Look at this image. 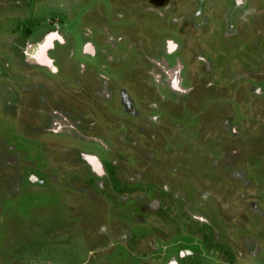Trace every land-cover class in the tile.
Returning <instances> with one entry per match:
<instances>
[{
    "label": "rangeland",
    "instance_id": "1",
    "mask_svg": "<svg viewBox=\"0 0 264 264\" xmlns=\"http://www.w3.org/2000/svg\"><path fill=\"white\" fill-rule=\"evenodd\" d=\"M0 264H264V0H0Z\"/></svg>",
    "mask_w": 264,
    "mask_h": 264
},
{
    "label": "bare ground",
    "instance_id": "2",
    "mask_svg": "<svg viewBox=\"0 0 264 264\" xmlns=\"http://www.w3.org/2000/svg\"><path fill=\"white\" fill-rule=\"evenodd\" d=\"M52 36H53L52 33L49 34L48 37L46 38V40L44 42H42L41 44H39L36 49L34 48L35 49L34 51L36 53L35 55H37L38 58L40 60H42L43 62L49 61L48 58H47V56H46V54H45L46 53L45 50H47V48L49 47V44L52 41ZM88 160H90V162L92 164H94L96 167L98 166L97 165L98 164V161L95 158L89 157Z\"/></svg>",
    "mask_w": 264,
    "mask_h": 264
},
{
    "label": "trees",
    "instance_id": "3",
    "mask_svg": "<svg viewBox=\"0 0 264 264\" xmlns=\"http://www.w3.org/2000/svg\"><path fill=\"white\" fill-rule=\"evenodd\" d=\"M111 173H112V176H113V178H114V180H115V182L118 184V186H120L119 184V179L117 178V176H116V168H115V166H112L111 165ZM121 187V192H123V191H125V190H129V188L128 187H122V186H120Z\"/></svg>",
    "mask_w": 264,
    "mask_h": 264
}]
</instances>
